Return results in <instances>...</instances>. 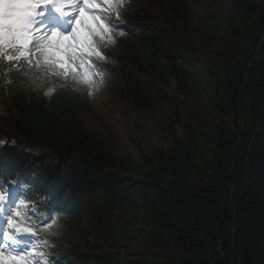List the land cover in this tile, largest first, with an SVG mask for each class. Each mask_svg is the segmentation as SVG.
Instances as JSON below:
<instances>
[{
	"label": "trees",
	"instance_id": "1",
	"mask_svg": "<svg viewBox=\"0 0 264 264\" xmlns=\"http://www.w3.org/2000/svg\"><path fill=\"white\" fill-rule=\"evenodd\" d=\"M136 6L146 57L130 63L144 76L122 70L115 93L160 115L166 145L115 151L82 123L95 116L83 96L47 102L10 76L0 85L6 159L41 188L79 194L89 236L72 251L77 264H264V4Z\"/></svg>",
	"mask_w": 264,
	"mask_h": 264
},
{
	"label": "snow or ice",
	"instance_id": "2",
	"mask_svg": "<svg viewBox=\"0 0 264 264\" xmlns=\"http://www.w3.org/2000/svg\"><path fill=\"white\" fill-rule=\"evenodd\" d=\"M19 3L20 7L15 16L0 18V60L11 63L21 57L27 59L34 54V49L39 54L38 66L52 70L54 75L57 74V68L64 75L73 71L84 84L92 85L97 73L92 71V64L85 58L95 57L98 61L105 59L100 44L112 41L113 26L102 16L92 14L90 10L99 9L103 5L119 16L118 8L123 0H83V8L71 22L69 31L63 32L53 24L47 26V31L39 36L34 35L39 26L34 17L40 14L39 9L52 6L57 0H19ZM123 34L122 32L121 35ZM7 49H15L16 52L9 53ZM5 199V193L0 191V213L4 212ZM20 215L19 211L8 215V227L18 233L35 236L34 229L27 226L20 219ZM12 243L16 244L18 241L13 240ZM9 259L13 264H30L27 254L10 256ZM4 260L5 253L0 250V261Z\"/></svg>",
	"mask_w": 264,
	"mask_h": 264
},
{
	"label": "rangeland",
	"instance_id": "3",
	"mask_svg": "<svg viewBox=\"0 0 264 264\" xmlns=\"http://www.w3.org/2000/svg\"><path fill=\"white\" fill-rule=\"evenodd\" d=\"M254 1L258 2L259 4H264V0ZM77 2L78 3L75 4L74 8L79 11L77 14L78 16L80 14V10L83 8V0H78ZM125 7L128 8L127 12H129V4H125ZM98 10L99 9L90 10V12L92 14L100 15ZM111 35L112 40L120 37L117 31H112ZM126 42V45L131 46L129 41ZM136 53H139V56L142 58L146 56L145 50L143 48H141L139 52L137 51ZM93 79L94 83L92 85H87V90L89 91L90 103L92 104L96 113L100 115L101 121L96 123L90 119H83L82 123H84V126L87 127L90 132H93L98 137L105 139L106 143L110 145L113 150L121 153H130L132 155H135V144L141 145L145 149H149V146L152 147V145L162 148L166 145L165 143H161V137L159 136V131L161 130L159 124L160 115H155L152 116V118H149L145 113L140 111H131L129 108L125 107L122 97L113 93V90H111L112 87L119 86L122 83L121 79L113 77V79L108 80V78H104L103 76H94ZM164 90L168 93H171L173 92L174 88L173 86L169 85ZM10 204L14 206L12 210L10 209L8 213H0V221L3 226L1 229L0 239L3 236V232L5 236H17V234H15V230L8 227L7 217L10 214H14L16 211H19L22 215L24 206L20 205L19 202H17L14 198H11ZM78 230L79 227L72 229L68 236H66V244H62L60 246L71 248L72 250L77 248V244L82 246V244H79V237H84L85 234L88 237L89 234L86 233V230H84V234L83 231ZM17 245L22 246H17L15 248L18 249V251H21L22 248L26 247V244L24 243H17ZM7 247L10 248L9 245ZM26 250L30 252L28 249ZM33 261L35 264L34 259ZM3 264H9V262L5 261Z\"/></svg>",
	"mask_w": 264,
	"mask_h": 264
},
{
	"label": "clouds",
	"instance_id": "4",
	"mask_svg": "<svg viewBox=\"0 0 264 264\" xmlns=\"http://www.w3.org/2000/svg\"><path fill=\"white\" fill-rule=\"evenodd\" d=\"M126 4H130V0H125ZM7 10L11 11L10 8ZM124 11L127 12L128 8L125 7ZM44 97L48 98L49 102L53 96V90L49 89L43 93ZM91 95V93H90ZM4 143L3 140H0V144ZM66 218H57L45 228L40 235V238L35 243L34 253H30V256L35 257V264H55L51 259L53 255L52 250L57 249L60 245L66 244V223L64 222ZM30 264H34L33 259H30Z\"/></svg>",
	"mask_w": 264,
	"mask_h": 264
},
{
	"label": "bare ground",
	"instance_id": "5",
	"mask_svg": "<svg viewBox=\"0 0 264 264\" xmlns=\"http://www.w3.org/2000/svg\"><path fill=\"white\" fill-rule=\"evenodd\" d=\"M9 250H11V248H8Z\"/></svg>",
	"mask_w": 264,
	"mask_h": 264
}]
</instances>
